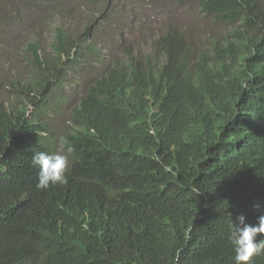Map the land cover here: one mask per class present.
Wrapping results in <instances>:
<instances>
[{
  "label": "trees",
  "instance_id": "1",
  "mask_svg": "<svg viewBox=\"0 0 264 264\" xmlns=\"http://www.w3.org/2000/svg\"><path fill=\"white\" fill-rule=\"evenodd\" d=\"M129 1L158 3L164 19L154 26L142 5L110 27L140 35L123 62L100 57L102 11L84 9L106 0L55 6L70 20L53 23L45 55L27 43L29 102L0 99V264H235L231 219L256 224L254 205L264 209V0H192L187 11L230 26L222 34L179 7L164 16L166 0L113 7ZM13 17L0 11L6 25ZM92 61L100 73L69 113L49 106L46 85L70 67L83 78ZM42 112L66 116L58 138ZM62 137L67 183L39 189L32 155Z\"/></svg>",
  "mask_w": 264,
  "mask_h": 264
},
{
  "label": "rangeland",
  "instance_id": "2",
  "mask_svg": "<svg viewBox=\"0 0 264 264\" xmlns=\"http://www.w3.org/2000/svg\"><path fill=\"white\" fill-rule=\"evenodd\" d=\"M77 0H24L25 6L23 7L18 0H0V11H6L14 15V19L10 20L8 25L0 22V99L16 104V101L21 104H27L30 95L24 91L22 85L30 81L32 77V70L29 63L28 42L36 41L37 45L41 47L44 55L49 51L50 44L54 37V24L70 20V17H64L60 13L53 10L55 6L70 7L71 12L75 11ZM167 8L164 12L165 15L170 13L177 7L186 10L184 19L187 23L192 22L194 27L201 28L205 31L216 34L226 33L230 28L228 24L209 21L193 15L187 11L191 6L195 8V3L192 0H166ZM114 0H106L103 5L84 4L86 12L88 10L99 9L102 11V17L96 25L100 28L99 49L100 57L111 61L121 60L124 61V50L122 46L131 45L134 48L136 42L140 41V35L135 31L124 30L121 37L118 34H112L110 27L113 24L120 25L121 18L131 9L137 8L142 5H149L153 10L152 16L155 18L154 26H159L164 19L160 15L161 5L156 2L150 1H136L127 3L128 5L120 7H113ZM120 15V16H119ZM93 16V14H92ZM79 23H73V27L77 28ZM78 68L83 71V78L78 76L74 67H70L65 75L60 77V86H54V82L46 85L43 95L46 97L50 106V102L58 101V109L64 107L69 113L72 106L79 100V97L87 87V85L100 73V68L95 61L84 64L81 63ZM11 83H16V86H11ZM17 102V103H18ZM33 110L28 106V113ZM39 117L44 122L48 123L50 130L53 131L56 138L62 132V128H58L57 123L66 125V116L45 115L43 112ZM50 119L54 122L52 124ZM58 151L63 149L59 142L55 143Z\"/></svg>",
  "mask_w": 264,
  "mask_h": 264
},
{
  "label": "clouds",
  "instance_id": "3",
  "mask_svg": "<svg viewBox=\"0 0 264 264\" xmlns=\"http://www.w3.org/2000/svg\"><path fill=\"white\" fill-rule=\"evenodd\" d=\"M68 144V140L62 137L61 145L67 154H61L62 152L58 150L52 154L43 151L34 152L31 165L39 170L37 188L47 189L50 185L67 183L66 173L70 167L68 154L73 152V148ZM254 208L261 210L256 224L247 223L243 214H238L234 220L231 219L229 240L234 248L235 264H251L254 256L264 254V209L259 203L255 204ZM258 234L262 238L257 239Z\"/></svg>",
  "mask_w": 264,
  "mask_h": 264
}]
</instances>
